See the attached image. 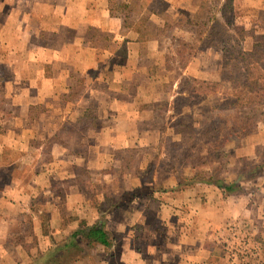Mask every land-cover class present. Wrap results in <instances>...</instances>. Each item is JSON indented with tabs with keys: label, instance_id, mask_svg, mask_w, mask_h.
I'll list each match as a JSON object with an SVG mask.
<instances>
[{
	"label": "crops",
	"instance_id": "1",
	"mask_svg": "<svg viewBox=\"0 0 264 264\" xmlns=\"http://www.w3.org/2000/svg\"><path fill=\"white\" fill-rule=\"evenodd\" d=\"M164 1L176 22L185 13L194 16L199 10L195 0ZM238 1L248 9L264 11V0H232L234 7ZM151 2L0 0V98L4 104L0 107V248L6 253L0 254V264H30L28 250L12 241L15 228L22 224L23 215L37 220L34 200L61 187L70 191L69 203L84 206L88 224L103 222L109 231L126 233L116 262L108 257L107 264L231 261L219 245L220 228L241 214L232 212L221 219L220 210L208 213L203 205L196 206L202 210L188 214L177 245L171 241L173 232H164L166 216L162 214L164 241L153 244L150 214L136 213V221L129 223L120 213L115 217L92 208L91 200L78 190L79 181L87 177L82 172L100 175L118 167V151L138 149L146 140L154 147L160 131L147 127L146 107L154 112L155 105L165 99L171 106L181 94L179 82L166 92L155 76L154 66L163 65L168 44L151 30L163 28L167 20L158 21L160 14L152 10ZM214 56L213 50L199 51L183 73L218 81V71L210 73L207 65ZM197 185V194L214 189ZM260 186L264 205V183ZM183 193L187 202L204 200V193L195 198L187 189ZM108 220H116V225ZM260 220L264 224V215ZM128 238L132 243L127 244Z\"/></svg>",
	"mask_w": 264,
	"mask_h": 264
},
{
	"label": "rangeland",
	"instance_id": "2",
	"mask_svg": "<svg viewBox=\"0 0 264 264\" xmlns=\"http://www.w3.org/2000/svg\"><path fill=\"white\" fill-rule=\"evenodd\" d=\"M195 1L197 14L185 13L178 22L175 15L166 12L168 2L150 3L152 10L160 14L158 21L167 20L158 31L147 30L166 38L168 44L163 65L154 66L155 76L166 92L172 91L174 82H179L181 91L171 106L165 99L155 105L154 112L153 107H146L147 127L160 131L154 147L150 148L146 140V145L138 149L118 151V167L100 175L82 172L87 177L79 181L78 190L91 200L92 208L113 216L120 213L129 223L136 221V213L150 214L155 231L153 244L164 241L163 215L164 232H173L171 241L177 245L188 214L202 210L196 206L203 205L208 213L220 210L221 219L232 212L241 214L221 226L219 245L231 259L229 264H264V224L260 220L264 215L260 194V185L264 183V94L255 99L244 87L248 74L254 79L255 71H264V11L248 9L239 1L237 7L232 0ZM257 44L261 46L256 47ZM203 50L214 51L215 56L208 58L207 65L210 73L218 71V81L183 73L193 56ZM158 62L162 63L160 58ZM162 71L169 75L164 77ZM238 96L241 99L237 102ZM251 97L256 102L253 105L247 104ZM3 105L0 98V107ZM209 179H224L228 183L236 180L239 187L234 192L222 191L214 183L204 182ZM87 180L90 182L84 187ZM201 183L214 189L197 194V184ZM185 189L189 195L192 193L191 198L204 193L205 201L189 198L191 201L187 202ZM47 193L34 200L33 212L38 219L23 215L22 224L15 228L12 241L22 244L28 253L44 249L52 239L63 240L84 219V206L69 203L70 191L66 187ZM232 194L236 196L229 197ZM71 196L75 200V193ZM247 207L251 208L249 213L244 212ZM110 222L116 225L117 221ZM111 232L115 237L113 246L95 247L89 259L81 257L74 264H103L102 260L107 264L108 257L116 262L126 233ZM126 241L130 244L133 240ZM0 250L1 255H6Z\"/></svg>",
	"mask_w": 264,
	"mask_h": 264
},
{
	"label": "trees",
	"instance_id": "3",
	"mask_svg": "<svg viewBox=\"0 0 264 264\" xmlns=\"http://www.w3.org/2000/svg\"><path fill=\"white\" fill-rule=\"evenodd\" d=\"M260 46L256 45V47ZM242 54H246V52ZM253 76L254 79H250L251 73L248 74L244 87L256 99L258 95L264 94V87L262 85L264 71H255ZM240 99V96H238L236 101L238 102ZM255 103L251 97L247 104L253 105ZM204 182L214 183L218 188L226 192H234L237 189L236 187H239L236 180L231 183L226 182L224 179L216 181L209 179L204 180ZM114 241V235L106 229L103 222L90 225L83 219L63 240L52 239L44 249L38 250L35 254L30 253V264H74L79 258L85 259L88 257L91 250L97 245L109 248L114 244Z\"/></svg>",
	"mask_w": 264,
	"mask_h": 264
}]
</instances>
